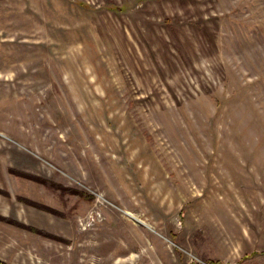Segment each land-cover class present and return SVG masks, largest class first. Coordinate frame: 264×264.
Instances as JSON below:
<instances>
[{
	"label": "rangeland",
	"instance_id": "374dc122",
	"mask_svg": "<svg viewBox=\"0 0 264 264\" xmlns=\"http://www.w3.org/2000/svg\"><path fill=\"white\" fill-rule=\"evenodd\" d=\"M197 259L264 264V0H0V264Z\"/></svg>",
	"mask_w": 264,
	"mask_h": 264
},
{
	"label": "built area",
	"instance_id": "2783aa9c",
	"mask_svg": "<svg viewBox=\"0 0 264 264\" xmlns=\"http://www.w3.org/2000/svg\"><path fill=\"white\" fill-rule=\"evenodd\" d=\"M189 264H209V263L197 259V260H195L194 262H190Z\"/></svg>",
	"mask_w": 264,
	"mask_h": 264
},
{
	"label": "trees",
	"instance_id": "16d2710c",
	"mask_svg": "<svg viewBox=\"0 0 264 264\" xmlns=\"http://www.w3.org/2000/svg\"><path fill=\"white\" fill-rule=\"evenodd\" d=\"M48 183H51V182H48ZM48 208V207H47Z\"/></svg>",
	"mask_w": 264,
	"mask_h": 264
}]
</instances>
